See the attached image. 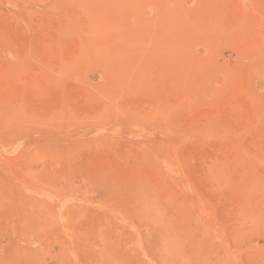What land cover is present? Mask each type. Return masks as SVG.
<instances>
[{"label": "rangeland", "instance_id": "obj_1", "mask_svg": "<svg viewBox=\"0 0 264 264\" xmlns=\"http://www.w3.org/2000/svg\"><path fill=\"white\" fill-rule=\"evenodd\" d=\"M0 264H264V0H0Z\"/></svg>", "mask_w": 264, "mask_h": 264}]
</instances>
